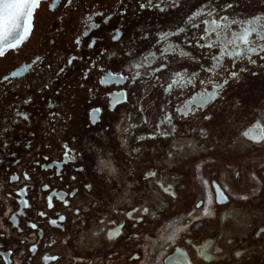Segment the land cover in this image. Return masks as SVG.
Masks as SVG:
<instances>
[{
    "label": "flooded vegetation",
    "instance_id": "1",
    "mask_svg": "<svg viewBox=\"0 0 264 264\" xmlns=\"http://www.w3.org/2000/svg\"><path fill=\"white\" fill-rule=\"evenodd\" d=\"M0 264H264V0L41 1L0 57Z\"/></svg>",
    "mask_w": 264,
    "mask_h": 264
},
{
    "label": "water",
    "instance_id": "2",
    "mask_svg": "<svg viewBox=\"0 0 264 264\" xmlns=\"http://www.w3.org/2000/svg\"><path fill=\"white\" fill-rule=\"evenodd\" d=\"M41 1L43 0H39L38 5L33 10V14L30 21V30L26 34H24L23 39H20L18 33H21L23 31L22 29L23 17L20 16L14 19L13 18L14 10L10 11L6 9L5 5L13 3L14 0H0V38H6V43L0 40V48L4 49L3 54L0 55V57H2L12 48L22 44V42L29 37L32 29L34 13L36 9L39 7ZM16 25H21V27L17 28ZM8 45H14V46L9 47Z\"/></svg>",
    "mask_w": 264,
    "mask_h": 264
},
{
    "label": "snow or ice",
    "instance_id": "3",
    "mask_svg": "<svg viewBox=\"0 0 264 264\" xmlns=\"http://www.w3.org/2000/svg\"><path fill=\"white\" fill-rule=\"evenodd\" d=\"M39 0H14L13 3L5 5L6 9L8 10H14L13 12V18H18L20 16L23 17L22 22V29L23 31L21 33H18L19 38L23 39L24 34H26L30 30V21L33 14L34 8L38 5ZM17 28L21 27V25H16ZM246 41V34L244 37ZM3 42L6 43V38H0ZM9 47L14 45H8ZM4 49L0 48V55L3 54ZM239 255V254H237Z\"/></svg>",
    "mask_w": 264,
    "mask_h": 264
}]
</instances>
